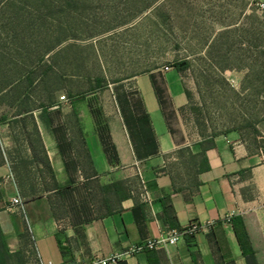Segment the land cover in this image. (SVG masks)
<instances>
[{
    "label": "crops",
    "instance_id": "0c3cea01",
    "mask_svg": "<svg viewBox=\"0 0 264 264\" xmlns=\"http://www.w3.org/2000/svg\"><path fill=\"white\" fill-rule=\"evenodd\" d=\"M183 74L171 66L70 90L69 103L2 118L1 251L17 264L30 247L39 264L88 262L198 222L212 225L114 264H264V149L235 130L200 137L172 121L188 104ZM24 123L44 163L26 137L19 150Z\"/></svg>",
    "mask_w": 264,
    "mask_h": 264
},
{
    "label": "rangeland",
    "instance_id": "374dc122",
    "mask_svg": "<svg viewBox=\"0 0 264 264\" xmlns=\"http://www.w3.org/2000/svg\"><path fill=\"white\" fill-rule=\"evenodd\" d=\"M255 2L0 0V120L88 93L97 79L106 86L183 63L188 104L170 119L193 136L235 130L264 149V12ZM23 126L19 150L26 137L44 163L35 128ZM24 263L39 264L33 247Z\"/></svg>",
    "mask_w": 264,
    "mask_h": 264
},
{
    "label": "built area",
    "instance_id": "2783aa9c",
    "mask_svg": "<svg viewBox=\"0 0 264 264\" xmlns=\"http://www.w3.org/2000/svg\"><path fill=\"white\" fill-rule=\"evenodd\" d=\"M255 5L259 11L264 12V0H256ZM166 69L168 70L169 67H167ZM60 101L63 103L70 102L68 96L66 95L61 96ZM142 189L144 191L146 200H148V190L144 182L142 183ZM13 204L15 206H18L21 211H24L23 201L20 199V197L15 198L13 200ZM211 225L212 223H209L207 224V226H205L198 222H192L188 226H185L183 228L167 229L161 232L157 237L150 238L142 243L132 245L121 252H116L109 256L96 255L88 262H78L74 264H114L121 260L137 256L145 251L167 249L169 246L177 245L183 239L195 236L197 233L201 232L203 229Z\"/></svg>",
    "mask_w": 264,
    "mask_h": 264
},
{
    "label": "trees",
    "instance_id": "16d2710c",
    "mask_svg": "<svg viewBox=\"0 0 264 264\" xmlns=\"http://www.w3.org/2000/svg\"><path fill=\"white\" fill-rule=\"evenodd\" d=\"M177 69H179L180 71H185L186 68H187V64H183V63H178L176 66H175ZM96 86L94 89H102L105 87L104 83H103V80L102 79H97L96 80ZM52 104V103H51ZM51 104H49L48 106H50ZM48 106H45L43 108H46ZM168 210V208H167ZM243 229V226H237V232L238 234L240 235V238L243 239L245 237V232L242 231ZM12 258L5 250L3 251H0V264H7L6 263V258Z\"/></svg>",
    "mask_w": 264,
    "mask_h": 264
}]
</instances>
